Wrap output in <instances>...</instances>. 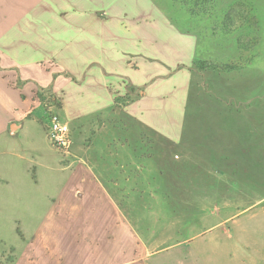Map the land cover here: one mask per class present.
I'll use <instances>...</instances> for the list:
<instances>
[{"label": "crops", "instance_id": "crops-1", "mask_svg": "<svg viewBox=\"0 0 264 264\" xmlns=\"http://www.w3.org/2000/svg\"><path fill=\"white\" fill-rule=\"evenodd\" d=\"M199 44L157 0H0V203L48 204L0 264H149L171 230L143 237L129 203L178 167L198 191L264 193V87L197 68ZM41 94L70 127L67 161ZM247 239L215 238L204 264H264Z\"/></svg>", "mask_w": 264, "mask_h": 264}, {"label": "rangeland", "instance_id": "rangeland-1", "mask_svg": "<svg viewBox=\"0 0 264 264\" xmlns=\"http://www.w3.org/2000/svg\"><path fill=\"white\" fill-rule=\"evenodd\" d=\"M157 1L166 10L169 8L168 0ZM227 2L228 0H222L223 4ZM255 4L258 16V31L254 30L257 37L256 47L253 51V62L239 70L237 77L240 84L236 86L240 88L249 86V78H254L256 86L264 87V0H255ZM169 14L199 33L201 57L222 62L237 59L236 62L239 63L236 49L239 33L213 36L206 31L205 26L201 27L200 23L191 22L190 24L174 11ZM242 37L241 42L247 40L246 34ZM244 54L249 55L250 52L246 51ZM251 80L254 82L253 79ZM182 161L183 159H178L177 164H182ZM213 172H215L214 175L219 174L217 169ZM155 176L161 184L159 188L155 187V192L151 193L152 196L149 192L141 195L147 203H129L133 207L138 204L135 207L139 215L137 224L139 229L135 225L134 227L137 233L142 236L144 234L143 237L145 235L152 237L171 230L170 237L165 243L168 246L159 255L151 257L149 264H177V262L204 264L205 252L211 251L216 246L215 238L219 239L220 249L228 251L233 249L236 242L234 239L239 233L248 238L246 245L251 249L264 247V237H262L264 216L261 215L264 200L255 202L264 196L263 192H241L236 196L232 192L198 191L192 186L199 182L197 177L187 174L184 168L179 167L176 176L163 177L159 174ZM213 178L205 176L203 182L209 184ZM154 197V203H151ZM130 198L138 199L139 194L132 192ZM250 203L255 205L247 207ZM30 204L0 203V252L2 254H8L12 248L20 250L23 245L22 233L28 234L45 217L48 204L40 207H32ZM26 217H31L33 222L26 223ZM127 238L130 243L133 241L132 237Z\"/></svg>", "mask_w": 264, "mask_h": 264}, {"label": "trees", "instance_id": "trees-1", "mask_svg": "<svg viewBox=\"0 0 264 264\" xmlns=\"http://www.w3.org/2000/svg\"><path fill=\"white\" fill-rule=\"evenodd\" d=\"M167 9L177 12L186 21L200 23L205 26L206 31L213 36H229L239 33L236 40L239 63L229 60L226 62L215 60H202L197 58L194 65L199 69L227 72L234 69H241L244 65L253 62V51L256 47L254 30L257 29L258 16L255 11V0H228L226 4L222 0H168ZM170 17L181 27L192 30L186 23L182 24L178 18L170 14ZM193 31V30H192ZM258 31V29H257ZM195 32V31H194ZM196 33V32H195ZM246 39L241 42L243 35ZM199 37V33H196ZM249 51V55L244 52Z\"/></svg>", "mask_w": 264, "mask_h": 264}, {"label": "built area", "instance_id": "built-area-1", "mask_svg": "<svg viewBox=\"0 0 264 264\" xmlns=\"http://www.w3.org/2000/svg\"><path fill=\"white\" fill-rule=\"evenodd\" d=\"M40 102L43 105L44 127L51 145L58 151L64 161L71 156L70 127L56 112V104L48 94H41Z\"/></svg>", "mask_w": 264, "mask_h": 264}]
</instances>
